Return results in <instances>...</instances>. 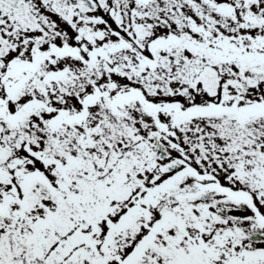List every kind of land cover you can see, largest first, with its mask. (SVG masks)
I'll return each mask as SVG.
<instances>
[{"label": "snow or ice", "instance_id": "snow-or-ice-1", "mask_svg": "<svg viewBox=\"0 0 264 264\" xmlns=\"http://www.w3.org/2000/svg\"><path fill=\"white\" fill-rule=\"evenodd\" d=\"M0 264H264V0H0Z\"/></svg>", "mask_w": 264, "mask_h": 264}]
</instances>
